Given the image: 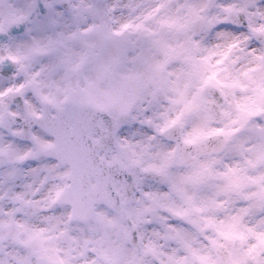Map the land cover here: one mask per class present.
<instances>
[{
    "label": "snow or ice",
    "instance_id": "1",
    "mask_svg": "<svg viewBox=\"0 0 264 264\" xmlns=\"http://www.w3.org/2000/svg\"><path fill=\"white\" fill-rule=\"evenodd\" d=\"M173 3L130 0L129 17L117 21L104 0H0V128L10 133L7 142L0 138V169H7L9 198L20 205L7 219L0 211V241L5 234L13 241L14 264H74L88 256L92 264H264V57L243 79H222L223 59L193 54L200 49L195 31L219 17L202 16L192 2L174 15ZM223 11L228 20L220 27L233 19L231 8ZM249 28L264 37V27L249 21ZM176 63L181 67L170 71ZM209 86L226 98L238 88L247 93L223 113V127L212 126ZM149 96V108L163 100L168 106L140 120ZM154 117L164 121L162 132L190 129L181 133L183 145L196 152L177 140L153 166L161 187L148 191L132 170L147 149L137 153L121 137L138 135V120L153 126ZM212 137L224 141L209 148ZM113 145L119 151L105 163L101 154ZM225 147L243 162L220 170L214 154ZM25 168L37 178L43 173L41 183L58 181L51 201L81 225L77 236L61 233L72 246L56 242L53 218L48 228L27 219L32 185L15 184Z\"/></svg>",
    "mask_w": 264,
    "mask_h": 264
},
{
    "label": "clouds",
    "instance_id": "2",
    "mask_svg": "<svg viewBox=\"0 0 264 264\" xmlns=\"http://www.w3.org/2000/svg\"><path fill=\"white\" fill-rule=\"evenodd\" d=\"M104 2L110 6L114 7L115 11L111 14L117 21L127 19L130 15L128 5L130 0H104ZM137 3L140 0H136ZM192 2L196 3L201 8V15L204 17L211 18L212 16H218L219 20L211 28L205 30H196L193 34V39H195L199 45L200 49L194 51V55L197 58L204 56H212L213 62L219 59H223L224 63L220 65L221 78H227L229 74L232 76L239 75L243 79V73L250 69H254L259 64L260 57H264V37L258 36L250 31L249 21L253 28L264 27V0H255V6H252L250 0H174L172 4V13L175 15L182 11V6L185 3ZM223 8H231L232 10V20H229L227 24L223 27L218 26L220 21L228 20V14L223 11ZM141 14V9H137L133 13V18ZM234 20V22H233ZM183 37H179V40L183 42ZM228 53L227 58L218 55V53ZM181 67L179 63L171 66L170 71H176ZM0 91H6V88H0ZM205 97L208 101L209 109L215 113L216 122L213 123V127H223L224 124L228 122L227 117L223 116L224 112L232 111V105L234 99L238 100L242 96L247 95L246 92L241 89L235 90L234 97L232 95L225 97L221 94V90L216 87L209 86L205 89ZM151 100L149 96L145 102L141 105L142 108L149 109L146 114H140V120L145 119V115L148 117H153L154 111H162L164 107L168 106V101L163 100L160 108H149L148 101ZM39 107V105H37ZM164 121L159 118H153V126L148 124H141L139 120L136 122L135 130L139 133L136 136L121 137V140L127 139L128 143L134 146V151L140 153L143 149H147L143 156H138L137 159L139 163L132 169L140 177L144 179V188L148 191L158 190L160 185V177L154 173L153 166L159 164V155L161 153L171 152L177 143L180 141L181 146L185 147L187 151L195 153L196 146H184L182 141L181 133L182 131H189L190 129L181 130L179 128H170L166 131H160L157 126L163 127ZM10 133L7 128H0V138H3L6 142L8 140ZM175 137V139H169V137ZM224 141V137H212L207 141L209 148H214L220 146ZM114 151L108 154H101L105 160L119 151L118 146L113 145ZM217 159L222 163L218 165L220 170H223L224 164H237L242 163V156L236 152L231 151L228 147L223 148L221 151L214 154ZM203 158V157H201ZM99 162V161H98ZM7 169H0V211L5 213L4 219H7V213L11 212L14 207H19V204H13L9 198V188L10 185L6 183L5 178H3L2 173ZM43 178V173L40 177H34L27 168L24 172L17 177L15 184L19 188L23 184H31L32 189L27 195L26 199L34 202V208H26L25 212L29 215L27 219L30 223L42 227L48 228L49 218H53L51 221V226L56 227V232L53 233L55 236L60 237L56 242L62 248H68L71 245V241L61 237V233L67 231L71 236L79 235V230L81 225L70 222L68 220V213L64 208L53 203L49 197V192L52 190L54 183L58 181L49 180L46 183H41ZM23 190V189H22ZM135 199L139 200L141 197L138 194L133 193ZM145 203H148L145 201ZM35 213V214H33ZM160 214L167 215L165 209H160ZM223 213L219 214V218H223ZM17 219L23 221L25 216L20 214ZM151 219V215L148 216ZM169 219L171 217L169 216ZM177 223H180L177 221ZM184 228H189L193 231L194 235L195 228L187 223H181ZM156 225L153 224V228ZM152 228H148L145 241L149 236H151ZM201 236V243H206ZM207 235H212L209 231ZM163 244L164 241H158ZM13 241L8 238L5 234L2 241H0V260L3 264H14L13 261ZM150 261L151 257L148 258ZM93 257H78L74 264H92ZM154 264H159L158 261Z\"/></svg>",
    "mask_w": 264,
    "mask_h": 264
}]
</instances>
